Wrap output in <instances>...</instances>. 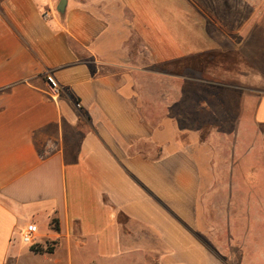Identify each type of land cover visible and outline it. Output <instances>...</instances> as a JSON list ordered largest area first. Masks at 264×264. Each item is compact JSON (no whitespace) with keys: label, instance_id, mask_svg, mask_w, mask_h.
Wrapping results in <instances>:
<instances>
[{"label":"crops","instance_id":"obj_1","mask_svg":"<svg viewBox=\"0 0 264 264\" xmlns=\"http://www.w3.org/2000/svg\"><path fill=\"white\" fill-rule=\"evenodd\" d=\"M59 1L0 0V264H264L261 36L236 71L218 0Z\"/></svg>","mask_w":264,"mask_h":264},{"label":"rangeland","instance_id":"obj_2","mask_svg":"<svg viewBox=\"0 0 264 264\" xmlns=\"http://www.w3.org/2000/svg\"><path fill=\"white\" fill-rule=\"evenodd\" d=\"M263 4V0H231L230 3L218 0L214 8L216 9V18L222 26L219 28L220 31L232 35V38L226 39L228 41L224 43L223 49L229 51V56L232 54L233 60L232 57H229L228 62L236 71L249 69L246 59V56L249 55L251 56L250 66H253V63L258 65V59L253 57L259 48V36H261V42L264 41ZM244 34L246 39L249 37L250 41L241 39ZM260 50L262 51V49ZM251 71H253V67H251Z\"/></svg>","mask_w":264,"mask_h":264},{"label":"built area","instance_id":"obj_3","mask_svg":"<svg viewBox=\"0 0 264 264\" xmlns=\"http://www.w3.org/2000/svg\"><path fill=\"white\" fill-rule=\"evenodd\" d=\"M43 17H47V15L44 14ZM45 84L50 98L52 100L57 99L61 93L60 85L54 80V78L51 75L45 76ZM76 108H80V104H76ZM37 231H38L37 226L35 224L27 225L21 234L22 242L26 245L33 244L35 240L34 237L37 234Z\"/></svg>","mask_w":264,"mask_h":264},{"label":"water","instance_id":"obj_4","mask_svg":"<svg viewBox=\"0 0 264 264\" xmlns=\"http://www.w3.org/2000/svg\"><path fill=\"white\" fill-rule=\"evenodd\" d=\"M65 8H66V0H60L57 7H56V12L60 16H63L65 13Z\"/></svg>","mask_w":264,"mask_h":264},{"label":"trees","instance_id":"obj_5","mask_svg":"<svg viewBox=\"0 0 264 264\" xmlns=\"http://www.w3.org/2000/svg\"><path fill=\"white\" fill-rule=\"evenodd\" d=\"M55 223V222H54ZM32 251L36 252V253H41L43 252V250L39 247V246H32L31 247ZM47 251H51V249H48Z\"/></svg>","mask_w":264,"mask_h":264}]
</instances>
